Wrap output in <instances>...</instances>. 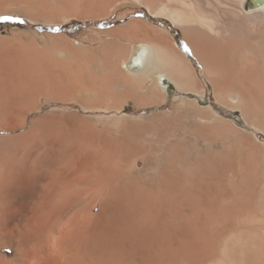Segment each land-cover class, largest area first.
<instances>
[{"label": "bare ground", "instance_id": "1", "mask_svg": "<svg viewBox=\"0 0 264 264\" xmlns=\"http://www.w3.org/2000/svg\"><path fill=\"white\" fill-rule=\"evenodd\" d=\"M9 4L52 21L143 8L180 30L201 71L142 16L100 30L116 38L96 50L49 34L1 49L0 264H264V0H0V12ZM148 82L139 103L167 105L173 88L179 110L27 121L43 101L117 109Z\"/></svg>", "mask_w": 264, "mask_h": 264}, {"label": "rangeland", "instance_id": "2", "mask_svg": "<svg viewBox=\"0 0 264 264\" xmlns=\"http://www.w3.org/2000/svg\"><path fill=\"white\" fill-rule=\"evenodd\" d=\"M18 7L19 6L17 4H9L6 11L0 12V16H14V17H18L19 21H22V22H18V21L0 20V50L4 48L16 49V47L23 49V48H27L29 44L33 42L37 44L40 43L38 45L43 46V44L45 45L48 41V38L46 37V35L48 34L62 35L63 38L66 37L68 39L67 40L65 38L66 41H69V43L71 42L72 45L74 44L73 46L74 47L76 46V48L79 47V48H87L89 50L90 49L96 50L98 46L102 44L101 42L105 41L106 38L108 37H110L111 39L114 38L113 35H108L104 32L103 34L100 33V30L102 32L105 31L106 29L115 28L131 21L137 16H142L149 19L153 23L156 22L166 27H169L171 29V32L176 37V41L180 46V50L182 49L183 51H185L189 55V57L194 61V64L197 67V69L201 71L200 69L201 66L199 65L198 60L193 55L190 48L183 41L180 30L165 19L151 18L149 15L146 14V11L143 8L130 10L125 13H120L119 11H112L105 16L95 17V18L88 17V18L78 19L75 17H69L66 19L65 18L62 19V17H59L56 21L53 20L54 21L53 22L51 19L47 18L46 16H42L43 18L41 16L37 18H33L30 13L19 9ZM28 36H29L28 40L30 41L27 43ZM45 38L47 39V41L45 40ZM23 44L26 47H24ZM58 55L60 56L61 54ZM88 64L90 66L89 69L91 70L92 73L93 72L96 73L98 71L96 63L89 62ZM103 66L105 67L104 75H109L108 74L109 67L107 66V64H103ZM118 84L120 86L119 85L116 86L117 87L115 89L116 92L122 91L121 88L126 87V82L124 81H120L118 82ZM148 84H150V82L145 83L142 86V88L140 87L130 88V92L132 93V95L122 100L121 102L122 104L117 109L110 110V108H106L103 106L95 107V108L86 107L81 102L76 100V98L72 100L56 101V102L43 101V104L39 109L41 112L40 111L34 112L28 117L27 121L29 122V120H31L33 117L38 116L39 114H42L46 111L77 112L81 116L98 119L100 126L103 127L107 125L119 126L122 124L124 120L127 121L144 120L145 118L152 116L154 112H157L160 109L161 110L172 109L174 110V112L179 110V105L182 101L180 99L179 100L177 99L181 94L179 91H176L173 88L171 90L168 89L167 91H163V94L166 97L165 101L167 105H162V107L161 106L153 107L150 104L139 103L138 101L139 97L142 96V93L144 91H146L147 86H149ZM231 117L236 119V117L233 114H231ZM0 134H4V133L0 132ZM6 255L8 258L12 257L13 256L12 249L6 248Z\"/></svg>", "mask_w": 264, "mask_h": 264}, {"label": "snow or ice", "instance_id": "3", "mask_svg": "<svg viewBox=\"0 0 264 264\" xmlns=\"http://www.w3.org/2000/svg\"><path fill=\"white\" fill-rule=\"evenodd\" d=\"M0 20H2V21H18V22H22V21H19L18 17H14V16H0Z\"/></svg>", "mask_w": 264, "mask_h": 264}, {"label": "crops", "instance_id": "4", "mask_svg": "<svg viewBox=\"0 0 264 264\" xmlns=\"http://www.w3.org/2000/svg\"><path fill=\"white\" fill-rule=\"evenodd\" d=\"M147 88H148V86H147Z\"/></svg>", "mask_w": 264, "mask_h": 264}]
</instances>
